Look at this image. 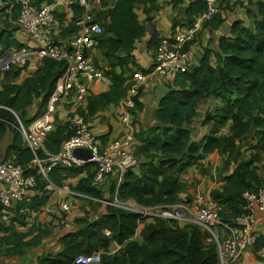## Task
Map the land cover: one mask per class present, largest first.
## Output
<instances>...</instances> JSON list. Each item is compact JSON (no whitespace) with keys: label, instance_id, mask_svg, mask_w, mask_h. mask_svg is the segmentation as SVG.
<instances>
[{"label":"trees","instance_id":"trees-1","mask_svg":"<svg viewBox=\"0 0 264 264\" xmlns=\"http://www.w3.org/2000/svg\"><path fill=\"white\" fill-rule=\"evenodd\" d=\"M4 2L6 6L10 2L15 5L11 12L5 11L6 6L0 7V53L26 46L15 36L20 30L17 25L20 8L16 0ZM45 2L52 0H35L37 5ZM138 2L154 5L155 0H115L113 3L101 0L107 9L99 14V19L109 18L110 21L104 24L105 33L96 47L107 61L105 67L99 66L104 70V78L109 79L110 88L91 93L85 104L78 106L86 120L125 97L132 84L127 74L140 69L133 53L137 40L146 33V26L135 10ZM182 2L175 0L174 5ZM257 5V12L247 9V23L236 20L229 34L221 36L218 50L205 47L199 63L175 77L174 85L160 98L155 122L135 131L134 152L140 159L139 174L128 171L124 175L119 186L120 199H133L142 206L157 209L173 207L183 201L180 194L185 184L181 175L192 166L200 167L207 155L215 151L225 154L227 172L222 176L223 184L214 188L210 197L223 205L221 218L224 222H234L243 213V194L247 190L264 186V177L259 172L264 153V1ZM204 9L203 0H190L184 18L175 19L172 29L191 23ZM73 10L71 30L65 31L64 37L76 31L74 22L81 9L74 5ZM145 13L150 19L149 9ZM218 16L204 26H220L223 19ZM29 62L0 72V142L9 131L13 133L8 150L14 151L12 157L25 167V174L34 175L36 179L29 199L18 202L8 213H4L5 207L0 203V256L22 255L42 245L51 234L50 226L30 220L33 213L41 212L48 205L50 185L62 187L64 179L86 171L87 175L72 189L101 200L105 192L92 184L96 172L92 162L79 167L55 166L49 170L47 178L32 165L34 154L22 143L18 118L28 123L46 111L65 63L43 58L34 72L22 82H16ZM150 68L141 70L147 72ZM141 91L140 88L134 97L138 111L143 110L139 99ZM208 97L218 99L220 104L204 116V124H212L209 133L195 141L191 124L197 116L199 103ZM36 99L41 100L39 110L31 120H24L23 115ZM227 126L230 133L222 134ZM73 133L70 122L55 125L45 140L47 151L59 152L62 143ZM248 137L254 142L250 155L229 169L231 159L240 154L241 141ZM39 156L46 158L43 151ZM115 186L113 182L110 198ZM88 200L98 206L102 204ZM107 209L108 214L100 218H78L73 228L60 238L62 251L42 254L37 257V263L76 264L78 256L102 251L98 264H218L216 244L209 241V233L197 224L180 226L176 220L162 217L148 222V218L139 213L112 205ZM5 215L7 219H4ZM138 231L142 240H131ZM113 242L122 246L115 253L110 252ZM263 246L264 235L261 234L254 247L259 251Z\"/></svg>","mask_w":264,"mask_h":264},{"label":"built area","instance_id":"built-area-1","mask_svg":"<svg viewBox=\"0 0 264 264\" xmlns=\"http://www.w3.org/2000/svg\"><path fill=\"white\" fill-rule=\"evenodd\" d=\"M203 1L205 9L197 13L191 23L178 26L169 36L158 39L153 53V66L147 72H133L128 93L116 107V116L129 126V131L122 138L112 139L104 146L99 143L85 115L78 110L71 118L74 133L62 143L59 152L50 153L45 147V140L55 127L54 116L58 110L63 108L65 102L85 104L91 94L87 84L104 78V70L87 56L88 50L96 47L105 33L104 25L97 19V13L102 8L101 0H52L40 5H37L35 0H16L20 8L17 25L35 45L10 48L0 53V72L24 66L33 57L40 60L50 58L65 63V69L57 80L46 111L28 123L18 118L22 143L33 152L32 165L40 174L47 178L49 170L55 166L79 167L92 162L96 168L92 184L99 189L105 191L107 188L102 182L108 175H115L116 186L111 198L112 194H109L108 205L139 213L150 221L162 217L176 220L180 226L197 224L209 233V241L216 244L218 264H233L242 252L248 247H253L261 236L257 229L260 218L257 214L259 212L264 217V186L247 190L243 194L244 211L234 222H224L221 218L223 205L204 194L196 196L195 205L182 201L171 208L158 209L142 206L133 199L119 198V186L124 175L128 171L139 174L140 159L133 150L136 142L133 120L137 116L134 97L140 88L148 86L156 77L168 81L191 70L196 64L189 44L198 38L204 24L220 13L223 2L227 1L233 5L242 0ZM4 3V0H0V7H5ZM14 5V2H10L5 11L11 12ZM74 5L81 9V14L74 22L76 31L66 41H58L54 36L58 23L57 14L63 7L73 12ZM78 148L90 150L92 158L88 161L77 158L74 151ZM40 151L46 154V158H40ZM35 185L34 175H26L25 167L19 161L12 156L5 157L3 152H0V203L5 207L4 213H8L18 202L29 199ZM70 193L82 196L76 191ZM89 199L103 202V199ZM60 206L65 213L71 209L67 201L61 202ZM153 209L156 213L151 212ZM7 218L5 215L4 219ZM62 224L67 230L72 229L69 220H63ZM219 228L222 229L221 233ZM106 233L110 234L109 231ZM121 247L119 245L118 248H110V252L115 253ZM262 253L264 254V246ZM101 258L102 251H99L78 256L75 262L98 264Z\"/></svg>","mask_w":264,"mask_h":264},{"label":"crops","instance_id":"crops-1","mask_svg":"<svg viewBox=\"0 0 264 264\" xmlns=\"http://www.w3.org/2000/svg\"><path fill=\"white\" fill-rule=\"evenodd\" d=\"M189 1L190 0H183L182 3L177 4L176 6L174 5L175 0H155L154 5H152V3L150 2L147 3L146 5L139 2L135 4V10L138 14V17L141 20V22H143L146 26V33L143 37L137 40L135 44V50L133 53L136 58V62L140 67L139 69L140 71H143L141 70V68L148 69L152 66L153 53L157 39H159L160 37L169 36L173 32L172 24L174 20L184 18L185 7L189 3ZM259 1H264V0H242L241 2L233 5L228 4L227 1L223 2L220 6L221 7L220 13L218 14L219 15L218 17H221L223 19V23L218 27H213L211 24L205 25L201 30V32L199 33L198 38L195 41H193L191 44H189V49H191L193 52L195 64H198L200 59L202 58L205 47L212 48L214 51L219 49V42L221 36L225 34H229L231 30V26L236 20H243L244 22L247 23L249 21V18L247 16V9L253 10V12H257L258 9L257 4ZM113 2H115V0H110V3ZM105 9H107V7L102 6V8L97 13V19L103 25L110 21L109 18H105L104 21H101L99 19V14ZM146 9H149V16L151 17L150 19H147V14L145 13ZM73 16H74V12L68 11L66 7L61 8L60 12L57 14L58 23L55 28L54 36L58 41H66L69 37L73 35L72 33V35H68L66 37L63 36L65 31L71 30V21L73 19ZM15 36L19 41L26 43V46L35 45L34 41H32L29 38V36L24 32L17 31L15 33ZM87 56L88 58L96 62L98 65H100L102 68L107 65V61L103 57V54L98 49V47H94L88 50ZM40 62L41 60L36 57L31 58L29 65L27 67L28 71L25 72L26 69L23 71V73L25 72L24 73L25 75L22 78V80H18L17 77L15 81L22 82L27 76H29L32 72H34V70L39 66ZM134 71L136 70L134 69ZM134 71L132 70L129 74H127L128 81L131 80ZM174 80L175 78L167 81L164 78L156 77L149 82L148 86L141 88L142 94L140 95L139 99L143 104V110L142 111L136 110L137 116L134 117L133 120L134 131L139 130L141 126H144V128L147 126L145 124L146 107L150 106L153 107L155 110H157L160 98L165 94V92H167L170 86L174 85L173 83ZM1 85L2 84L0 82V87ZM87 85L89 86L91 93L97 94L100 92L107 91L110 88V81L108 78H104L102 80H97L95 82L88 83ZM219 104L220 101L214 97H208L199 103L197 108V116L191 124V129H192L191 135L193 140L199 141L204 135L209 133L212 124H204L203 122L204 116L207 112L212 111ZM40 105H41V100L36 99L33 105H31L27 109L26 113L23 115V119L31 120L39 110ZM78 106L79 105L77 104L65 102L63 108L58 110V112L54 116L55 125L65 124L68 122L71 123V118L73 116V113L75 111H78ZM116 107H117V103H111L103 110L99 111L97 114H95L90 119H88V122L91 126L93 133L95 134L99 143L103 146L106 145V143L112 139L122 138L129 131V126L121 122L120 119L116 116ZM155 115H156V111H155ZM154 122H155V117L151 122V124H153ZM229 133H230L229 127L227 126L225 129H223L222 134L228 135ZM12 139H13V133L9 131L0 142V152H3L5 157H11L14 155V151L9 152L8 150V147L11 144ZM136 142L134 143V147H133L134 151L136 148L135 145ZM247 157L248 156L246 157L243 156L242 159ZM240 160H241L240 154L237 156V158H232L229 169L232 168L235 162ZM225 164H226L225 154L215 151L207 155V157L203 160V163L200 167L197 166L190 167L185 173L181 175V179L184 182L185 187L180 194V198L184 202L190 205H195L196 204L195 199L198 194H204L210 196L211 191L214 188L219 187L220 185L223 184V178H221V173L223 172L222 173L223 176L227 172V170H225ZM259 166H260L259 172L261 176L264 177V174L261 173V168L264 167L263 160L262 162L259 163ZM86 175L87 172L84 171L83 173H80L77 176L64 179L62 187L55 186L59 188L61 192L64 193V198L63 199L59 198L58 200H60L61 202L67 201L71 206L70 211L67 212L68 214L67 219H63V215L65 212L62 209H61L62 212L58 211L57 214L54 213V215H56L57 221L59 220L63 228L58 234L59 236L57 237V239L56 240L54 239V234L56 231L53 232L51 229V234L45 238L42 245H40L35 249H29L24 254L19 256H0V264H30L32 257H33L32 264H38L37 263L38 256L47 253L57 254L60 251H62L63 245L61 243L60 238L62 234L67 231V229L63 227L62 224L63 220H69L73 228V226L75 225V223H73L74 222L73 219L76 221L78 219L77 217L79 218L85 217V213L77 209V198H74L72 195H68V193L71 194L70 193L71 190H69L68 188L69 187L73 188V186L78 184L79 179ZM217 175H219V177ZM211 179L213 181H211ZM217 179L219 183L217 182ZM114 181H115V175L111 174L105 178L102 184H104L105 187L108 188L112 185ZM67 195L69 196L68 198ZM81 195L84 196L85 198L82 196L80 197L84 198L85 200H88L90 198L88 195L85 194H81ZM50 203L48 205H50ZM59 208H61V206ZM39 213H33L32 217L38 215ZM257 216L258 218L259 217L261 218V219L259 218L257 229L262 235H264V217H262V214L259 212ZM32 217L30 218V220L34 221ZM69 217L71 218L69 219ZM149 221L150 220H148V222ZM45 225L49 226V224H45ZM218 230L220 231V233L222 232V229L220 230L219 228ZM142 238L143 237L140 231H138L132 237L131 240L141 241ZM118 247L119 244L116 242H113L111 245V248H118ZM233 264H264V254L262 253V249L256 251L254 246L246 248Z\"/></svg>","mask_w":264,"mask_h":264},{"label":"rangeland","instance_id":"rangeland-1","mask_svg":"<svg viewBox=\"0 0 264 264\" xmlns=\"http://www.w3.org/2000/svg\"><path fill=\"white\" fill-rule=\"evenodd\" d=\"M0 24H2L1 21H0ZM20 32H22V31H20ZM27 71H28V68H26L25 72H27ZM24 73L21 76L18 77V80H22V78L25 75ZM252 143H254V142H252L251 137H248L245 140L241 141V143L239 145L240 146V159H242L243 156L246 157V156L250 155L251 150H252L251 149ZM263 161H264V153H263ZM222 173H221V178H222ZM261 173L264 174V167L261 168ZM217 176L219 177V175H217ZM211 181H213V180L211 179ZM217 182L219 183L218 179H217ZM50 188H51V200L49 201V203L51 202L50 205L46 206L38 215H35L32 218L34 220L36 219L37 221H40L43 224H49V226L51 227L52 231L53 232L56 231L55 234H54V239L56 240L57 237L59 236L58 234L60 233V231L63 228H62V225L59 222V220L57 221L56 215H54V213L57 214L58 211L62 212L61 208H59L61 201L58 200V199L59 198L63 199L64 198V193L61 192L60 189L55 187V186H51ZM68 189L71 190V191L73 190L72 187H69ZM68 195H72L74 198H77V209L83 211L85 213V217H88L90 220H92V219H94L96 217V214H97L98 210L102 206V204H101V206H98V203H93V204L90 203L89 200H85L84 199L85 198L84 196H82L84 198H81L80 196H77V195H74V194H69L68 193ZM68 195H67V198L69 197ZM151 212H155L156 213V211L154 209ZM67 216H68V214L64 213L63 219H67ZM147 216H150V214H147ZM70 218L71 217H69V219ZM77 218H79V217H77ZM73 221H74L73 223H76V221L74 219H73ZM57 222H59V223H57ZM31 255H32V253H31ZM32 262H33V257L31 258L30 264H32Z\"/></svg>","mask_w":264,"mask_h":264},{"label":"water","instance_id":"water-1","mask_svg":"<svg viewBox=\"0 0 264 264\" xmlns=\"http://www.w3.org/2000/svg\"><path fill=\"white\" fill-rule=\"evenodd\" d=\"M155 109L153 107H146L145 109V124L147 125L146 127H150L152 126L151 122L153 121L154 117H155ZM74 155L77 158L83 159L88 161L90 158H92V152L88 149H84V148H78L74 151ZM109 194H110V187H108L105 190L104 193V198H103V202H102V206L101 208L98 210L96 217L100 218L106 214H108V209H107V201L109 200Z\"/></svg>","mask_w":264,"mask_h":264},{"label":"clouds","instance_id":"clouds-1","mask_svg":"<svg viewBox=\"0 0 264 264\" xmlns=\"http://www.w3.org/2000/svg\"><path fill=\"white\" fill-rule=\"evenodd\" d=\"M111 187V186H110ZM105 193V192H104Z\"/></svg>","mask_w":264,"mask_h":264}]
</instances>
